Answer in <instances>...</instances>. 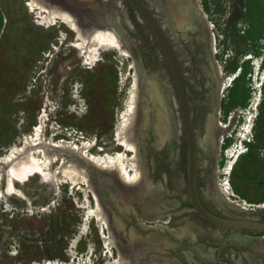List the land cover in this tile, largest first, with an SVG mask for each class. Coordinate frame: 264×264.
<instances>
[{
	"label": "rangeland",
	"instance_id": "rangeland-1",
	"mask_svg": "<svg viewBox=\"0 0 264 264\" xmlns=\"http://www.w3.org/2000/svg\"><path fill=\"white\" fill-rule=\"evenodd\" d=\"M162 1L164 11L171 8L178 11L177 27L171 30L164 26V29L183 71L197 141L201 137L204 143L209 139L215 143L217 134H212L210 129L217 111L211 100L215 86L211 83L212 68L206 46L201 40L202 30L189 29L196 23L182 14L180 3L184 0ZM27 2L0 0V264L114 262L116 253L106 248L101 220L90 213L95 205L90 185L76 172L74 176L78 178L72 180L71 174L65 172L73 167L71 155L48 143L92 141L93 152L123 150L117 143L116 128L128 97L133 61L146 74L161 76L169 94L171 121L177 135L175 156L166 142L155 148L151 132L147 131L148 137L144 138L147 179L161 191L154 199L155 213H169L166 227L179 230L186 226L194 235L193 239L185 235L178 237L167 228L141 230L135 205L125 215L119 213L106 189L100 186L105 205L125 235L133 228L140 235L155 234L174 243L165 246L161 250L163 254H146L137 264H148L152 255L176 258L182 264H237L238 261L250 264L248 254L264 264V251L245 242L264 232L227 229L207 222L192 209L186 185L185 136L169 69L158 43L134 10L123 0L118 2L125 19L120 31L130 55L99 49L91 56L80 46L70 45L75 40L73 31L61 23L49 26L42 23ZM201 3L214 24L216 58L222 69L234 76L223 93L221 119L226 122L232 112L240 111L237 130L223 144L222 160L215 146L206 148L198 144L197 179L201 198L217 214L264 221L261 205L264 202V81L260 87L255 85V75L261 78L264 73V0H202ZM148 5L164 24L167 15ZM180 19H184L183 27H179ZM256 58L261 59L258 72L254 65ZM249 114H253L252 128L241 145L239 135ZM38 126L42 134L40 143L50 155L44 167L49 178L36 175L21 182L11 175L9 165L1 158L9 156L14 145L21 149L24 138H36ZM236 145L244 152L225 174L229 159L226 151ZM95 176L96 183L99 174ZM8 177L19 194L5 192ZM227 182L238 200L252 205L239 211L222 203L216 189ZM121 192V187L112 190L117 197Z\"/></svg>",
	"mask_w": 264,
	"mask_h": 264
},
{
	"label": "bare ground",
	"instance_id": "bare-ground-1",
	"mask_svg": "<svg viewBox=\"0 0 264 264\" xmlns=\"http://www.w3.org/2000/svg\"><path fill=\"white\" fill-rule=\"evenodd\" d=\"M119 1L28 0L27 5L30 10H36L42 23L48 26L61 23L73 31L75 33V40L70 43L71 46H80L91 56L99 49L106 51L116 50L123 56H128L130 53L120 31V25L125 19L119 10ZM146 1L154 8L162 11L164 15H167V19L164 21L165 27L171 30L177 27L176 13L178 11L176 9L171 8L169 12H166L163 10L162 0ZM181 2L182 14L196 23H194V27L190 24L191 27L189 29L193 30L199 27L202 30L201 40L206 46L212 68V70L210 69L211 83L213 82L215 86V94L211 100L216 106L217 111L215 113L214 124H211L210 129L212 134H217L216 142L214 143L212 139H209L204 143L200 137L198 144L206 148L215 146V152L219 160H222L223 144L232 135L234 130H237L236 127L240 122V111L238 110L232 112L226 122L222 121L221 112L219 113L224 90L234 76L225 72L216 58L218 51L217 35L214 31L213 22L202 6V0H184ZM180 20L181 26L179 25V27H183L184 19ZM63 35L64 32H62V40L65 39ZM54 47L55 49L58 48L57 46ZM133 62L134 72L127 92L128 97L124 101V108L119 116L120 122L116 128L117 143L123 146V150H117L113 153L93 152L92 148L95 144L92 141L81 142V144L66 140L54 143L50 141L48 143L50 147L57 146L55 148L66 150V153L71 155L73 167L70 172H68L70 169L67 170L66 167L67 171L65 170V172L68 175L71 174L72 180L78 178L74 176L76 172L90 185L95 201V205L90 209V213L101 220V230L106 248L109 252L113 251L116 253L112 264H137L139 259L146 254L150 252L163 254L161 250L165 246L174 245V243L166 237L164 238L155 234L140 235L133 228L125 235L117 218L111 209L105 205L100 192V186L101 189H106L105 193L110 197L109 199L114 203L119 213L125 215L128 211H131L130 206L135 205L136 210L134 212L137 215L138 226L141 230H166L167 228L169 233L175 234L178 237L185 235L193 239L194 236L193 232L188 230L186 226H181L179 230L166 227L164 224L170 221L169 213H155V197L161 191L157 190L156 185L148 180L146 175L144 138L148 137L147 126L148 124L150 126L151 124L153 125L155 138L152 145L155 148H160L163 142L168 143L173 156L177 152V135L171 121L172 107L169 94L167 89L162 85L163 80L161 76L154 77L153 74H146L135 61ZM254 65L256 72H258L261 66V59L256 58ZM255 80L256 87H260L264 81V73L261 75V78L255 75ZM252 120L253 114L247 115V123L244 124L243 131L239 135L241 145L247 140V133L251 131ZM35 135L36 138H24V146L22 144L23 147L21 149L17 148V145H14L10 149V155L1 158L9 165V172L18 181L24 182L36 175L49 178V172L45 171L44 167L47 166L48 156L50 155L40 143L42 141V134L39 126L35 129ZM32 144L36 146L32 147ZM126 151L131 152L132 155L129 156ZM243 152L244 150L236 145L226 151V154L224 153L229 158L224 170L225 174H228L233 169V166ZM96 173L99 174V177L95 183L94 178L96 177ZM219 173L220 170L218 168L216 171L218 181L220 180ZM120 187L122 188V192L120 197H117L112 193V190H119ZM216 190L219 192L221 202L227 204L232 209L240 211L252 205L246 200H238L237 195L228 182L217 185ZM5 192L7 194H19L20 192L15 188L11 177H8L6 180ZM165 203V206H167V201ZM261 205L264 206V202ZM164 207L161 208L164 209ZM245 242L247 246L264 251L263 234L255 238L245 239ZM248 255L250 264H260L252 255ZM148 264L182 263L176 258L152 255ZM237 264H242V262L238 261Z\"/></svg>",
	"mask_w": 264,
	"mask_h": 264
},
{
	"label": "water",
	"instance_id": "water-1",
	"mask_svg": "<svg viewBox=\"0 0 264 264\" xmlns=\"http://www.w3.org/2000/svg\"><path fill=\"white\" fill-rule=\"evenodd\" d=\"M129 5L150 30L158 43L167 63L172 80L177 106L180 113L183 133L187 149L186 185L192 209L204 220L227 229H248L264 232V221L249 217H227L209 210L203 203L197 179V147L198 141L192 122L190 104L183 71L164 24L152 12L146 0H123ZM147 131L153 138L155 133L153 125L148 124ZM190 239V238H189Z\"/></svg>",
	"mask_w": 264,
	"mask_h": 264
},
{
	"label": "trees",
	"instance_id": "trees-1",
	"mask_svg": "<svg viewBox=\"0 0 264 264\" xmlns=\"http://www.w3.org/2000/svg\"><path fill=\"white\" fill-rule=\"evenodd\" d=\"M203 201V200H202ZM204 203V202H203ZM206 206V205H205ZM207 207V206H206ZM208 208V207H207Z\"/></svg>",
	"mask_w": 264,
	"mask_h": 264
}]
</instances>
